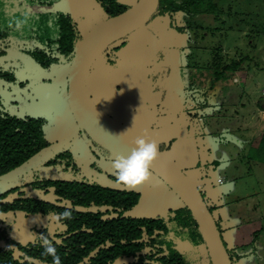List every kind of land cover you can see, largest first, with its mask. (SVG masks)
Masks as SVG:
<instances>
[{
	"label": "trees",
	"instance_id": "1",
	"mask_svg": "<svg viewBox=\"0 0 264 264\" xmlns=\"http://www.w3.org/2000/svg\"><path fill=\"white\" fill-rule=\"evenodd\" d=\"M57 1L0 0V264H53L40 234L55 247L61 264H197L190 257L197 246L204 247L212 264L200 228L184 204L154 216L135 215L141 191L126 188L95 161L79 164L74 143L50 142L44 130L46 118L27 112L24 90L50 83L52 68L71 64L86 35L82 21L68 12L53 11ZM96 2L105 20L132 7L119 0ZM215 11V0H160L152 18H168L173 26L179 13ZM176 30L184 33L182 28ZM129 37L100 55L124 47ZM217 58L210 63L215 71L209 88L225 82L248 59L221 65ZM150 72L149 78L157 82L153 91L161 93L165 110L184 107L185 89L197 86L194 81L188 88L183 77L166 66ZM78 129L97 159L111 155L91 138L90 144ZM164 149L160 145L159 151ZM256 158L264 163V137L249 149L248 159ZM229 257L232 262L233 254Z\"/></svg>",
	"mask_w": 264,
	"mask_h": 264
},
{
	"label": "rangeland",
	"instance_id": "2",
	"mask_svg": "<svg viewBox=\"0 0 264 264\" xmlns=\"http://www.w3.org/2000/svg\"><path fill=\"white\" fill-rule=\"evenodd\" d=\"M121 1L127 4L135 2ZM95 3L97 4L96 0H59L54 3L53 11L68 12L82 21L83 33L87 34L106 19L104 12H95ZM81 5L82 11L77 12L76 7ZM215 5L217 11L214 13H198L192 16L179 13L174 17L173 26L169 25L168 18L155 16L143 27L146 28L141 33L130 35L127 41L143 42L153 36L163 38L167 32L185 33L192 39L189 40L191 45L189 50L187 49V56L172 48L180 63L177 72L183 77L186 86L189 88L194 81V85H197L194 90L185 89L183 100H186V105L181 108L180 115L175 116V120L172 119L174 114L169 115L160 123L171 122L159 127V117L130 120L125 115L116 116L117 113L109 111L107 113L136 134L154 140L158 148L161 142L165 144V148L175 150L182 143L198 142L199 165L186 168L183 167L185 161L181 164L179 161L173 163L200 188L207 206L212 207L213 217L221 230L227 251L229 255L233 254L231 264H264V170L259 166L262 163L259 158L251 159L257 164L253 162V167L249 164V169L242 164L243 158L246 160L249 156V148L257 147L264 137V0H215ZM19 14L21 15V12ZM176 27L182 28L184 33L177 31ZM214 56L221 60V65L238 62L247 57L248 59H245L240 70L225 82L209 88L208 84L212 81L215 71L210 64ZM103 58L106 59V55ZM115 61L113 64L118 67L130 64L122 58H116ZM69 67L70 64L52 69L48 79L51 82L41 83L39 90L35 85L28 87L31 92L24 90L26 99L33 97L42 101L40 95H44L40 92L50 91L51 84L56 82L57 78L65 83L63 78L67 76ZM136 67L137 63L133 68ZM149 73L151 72L146 70V81L138 83L137 95L141 91H153L157 82L153 81L154 78H149ZM54 77L55 80H52ZM65 89L66 85L62 87V90ZM205 99H208L211 105L208 112L202 111L200 107ZM46 103L49 105L50 100L47 99ZM97 104L100 105L99 102ZM31 109L29 102L27 112L40 116V109L35 112ZM41 115L46 118V123L50 124L48 128H54L49 135L53 142L70 140L74 143L78 149L79 164L85 160L95 161L103 170L115 175L112 160L97 159L81 137L78 126L73 128L71 125V129H68L62 120L54 123L48 114ZM199 116L204 120L198 119ZM223 125L228 129L222 131ZM165 156L170 157L167 152ZM218 160L219 163L215 164ZM237 167H243L241 173H235ZM231 177H234L236 182H231ZM219 178L224 183H219ZM132 189L141 191L143 196L141 204L133 210L135 215L154 216L183 205L176 194L152 172L146 182ZM226 194L229 198H224ZM224 203L227 204V219V215L220 209ZM190 257L197 264H208L203 246L192 248Z\"/></svg>",
	"mask_w": 264,
	"mask_h": 264
},
{
	"label": "crops",
	"instance_id": "3",
	"mask_svg": "<svg viewBox=\"0 0 264 264\" xmlns=\"http://www.w3.org/2000/svg\"><path fill=\"white\" fill-rule=\"evenodd\" d=\"M119 1L124 5L133 6L136 4L138 0H131V1H135L133 2L134 4H130V3L127 4L125 2L123 3L121 0ZM76 9L77 12H81L82 5L79 7L77 6ZM95 12L101 13L104 11L101 7H99L95 3ZM145 28L142 27L141 29L135 31L132 34V36L138 35ZM190 42L191 41H189V38L187 35H185V33L181 34V33L167 32V35H165L163 38H160L158 36H153L152 39L148 41H143V42L137 41L136 43L128 42L124 47L118 50H114L112 52L108 51L102 55H98L91 65L87 78L86 86L90 98L93 100V102L96 104L98 108L99 106H101L102 109L101 108L99 109H101L105 114H107L110 117H112V115L107 113L108 111L113 112L115 114L117 113L116 116L125 115L130 120H137L138 118H143V117H147L148 119L149 118L155 119L159 117V125L157 126L159 127L165 126L167 123L171 121H166L165 123L163 122L160 123V121L165 120L169 115L175 114V116H179L180 112H182L181 111L182 107L178 105L177 108L165 110L161 105V99H160L161 93H156L152 90H149L148 92L147 90V91H141L137 95L138 91H136V88L138 87L139 82L146 81L145 79L146 70L150 71L152 68H157L158 66L161 65V66L170 67L172 68L173 72L177 73V69L180 66V63L177 55H175V53L172 51V48L176 49L177 51H180L182 55L187 56V54H189L187 49L191 45ZM105 55H106V59L103 58V56ZM116 58L117 59L122 58L127 62H130V64L123 65L121 67L111 64L110 60L116 62L115 61ZM135 63L138 64V67L133 68ZM58 66H66V65H58ZM58 66H55L52 69H56L58 68ZM178 74L180 76V79L182 80L181 74L180 73ZM63 79H65V83L57 78L56 82L51 84L50 91L47 92L45 90V93L40 92L44 95V96L40 95L41 99H43L42 101L36 100V98L33 97L32 99H28V100L30 102L32 108L31 110L33 112H35V110L37 109H40L41 113H39L38 115L48 114L49 119L52 120L54 123L57 122L59 123L63 121L68 127V129H71V125L73 126V128H75L77 124L71 113L66 96L67 85H68L67 76ZM52 80H55V77L52 78ZM221 83L222 82H220L219 84ZM64 85H66V89H65L66 91L62 90V87ZM40 86L41 85L39 84L38 90ZM25 90H29L31 92L29 88H26ZM47 99L50 100L49 105L46 103ZM207 100H205L204 102L205 106L202 107V111L208 112V110L211 108V105ZM96 101L99 102L100 105H98ZM177 109H178V113L175 111ZM195 116L196 115H194V117ZM198 119H200L201 121L204 120L203 117L201 116H199ZM65 120H68V122ZM244 123H246V121ZM48 126H50L49 123H46V125L44 126L45 135L50 142H53L49 137V135L52 134L54 128L52 129V126L51 128H48ZM237 128L238 127H236V129ZM225 129H228V127L223 125L221 127V130L224 131ZM226 140L227 139H225V142ZM162 143L163 142H161L160 144L165 146V144ZM198 146H199L198 142L196 141H194L191 144L182 143V145L180 144L179 146H177L176 150L168 147L165 148L162 151V153L165 155V152H167L172 162L175 161L177 163L179 161L178 163L181 164V162L185 161L183 167L193 168L194 166L200 164L199 162L200 154L198 152L199 150ZM242 162H243L242 163L243 166L247 167L249 164H251L253 167V162L255 161L250 160L247 157L246 160L243 158ZM218 163L219 160L216 161L215 164ZM259 166L261 167V170H264V163H261ZM242 168L243 167L238 169L237 167L235 173L236 172L241 173ZM219 180L221 179L219 178ZM229 180L231 182H236V179L234 177H231ZM221 181H222L221 183H224L223 180ZM204 190L205 191L207 190L205 186H204ZM228 196L229 195L226 194L224 198H229ZM226 205L227 204L224 203V205L221 206L220 209L221 211H224L223 214H225V216L227 215L226 216L227 219L228 213L226 211Z\"/></svg>",
	"mask_w": 264,
	"mask_h": 264
},
{
	"label": "water",
	"instance_id": "4",
	"mask_svg": "<svg viewBox=\"0 0 264 264\" xmlns=\"http://www.w3.org/2000/svg\"><path fill=\"white\" fill-rule=\"evenodd\" d=\"M159 3L160 0H138L127 11L97 25L80 41L69 67L67 100L74 120L90 144L92 143L89 138L111 153L107 159L112 161L115 159L114 152L105 144V140L100 139L103 138L102 134L120 143L128 152L134 146V139L140 135L96 106L87 91L88 73L95 58L110 45L146 26L158 11ZM175 111L178 113V109ZM174 118L175 114L172 119ZM84 121L96 129L95 135ZM151 172L159 177L191 211L203 235L211 263L231 264L220 230L199 187L160 151L151 166ZM2 193L3 190H0V195Z\"/></svg>",
	"mask_w": 264,
	"mask_h": 264
},
{
	"label": "clouds",
	"instance_id": "5",
	"mask_svg": "<svg viewBox=\"0 0 264 264\" xmlns=\"http://www.w3.org/2000/svg\"><path fill=\"white\" fill-rule=\"evenodd\" d=\"M133 145L127 155H117L112 161L117 182L129 188L136 187L150 178L151 166L159 156L158 144L146 136H137ZM219 181L221 183V180ZM40 239L45 254L52 257L53 264H61L60 256L52 243L43 234H40Z\"/></svg>",
	"mask_w": 264,
	"mask_h": 264
},
{
	"label": "bare ground",
	"instance_id": "6",
	"mask_svg": "<svg viewBox=\"0 0 264 264\" xmlns=\"http://www.w3.org/2000/svg\"><path fill=\"white\" fill-rule=\"evenodd\" d=\"M84 124L87 126V128H89L91 130V132L93 134H94V132H97V131H95L96 129H94L91 124H89V122L84 121ZM102 136L104 139L101 137H100V139L103 141L105 140V142H106L105 144H107V146L113 150L115 157L117 155H127L129 153L120 143L116 142L115 140L109 138L108 136H106L104 134H102Z\"/></svg>",
	"mask_w": 264,
	"mask_h": 264
},
{
	"label": "flooded vegetation",
	"instance_id": "7",
	"mask_svg": "<svg viewBox=\"0 0 264 264\" xmlns=\"http://www.w3.org/2000/svg\"><path fill=\"white\" fill-rule=\"evenodd\" d=\"M161 66V65H160ZM160 66H158L157 68H159ZM170 68V67H169ZM172 69V68H171ZM156 93H159V92H156Z\"/></svg>",
	"mask_w": 264,
	"mask_h": 264
}]
</instances>
